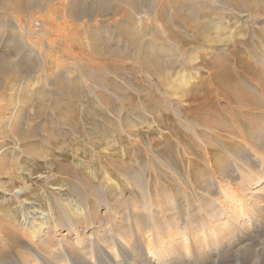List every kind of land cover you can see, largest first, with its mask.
Instances as JSON below:
<instances>
[{
	"label": "rangeland",
	"instance_id": "1",
	"mask_svg": "<svg viewBox=\"0 0 264 264\" xmlns=\"http://www.w3.org/2000/svg\"><path fill=\"white\" fill-rule=\"evenodd\" d=\"M57 1L54 22L42 17L54 31L45 38L37 35V22L19 11L11 14L0 9V223L17 235L12 242L0 232V264H80V257L94 258L91 263L99 264L90 232L99 226L97 237L116 256V239L121 235L130 238L122 207L133 203L134 208L143 207L146 191L153 202L159 193L169 209L167 222L180 235H186V229L177 219L179 210L189 214L203 211L209 218L229 210L232 216L241 206L234 194L244 188L248 193L264 192V136L258 135L264 131V90L259 88L264 84V0H244L249 8L240 11L219 5L217 0L210 6L201 4V13L195 3L185 1L181 16L174 17V11L171 18L158 20L166 30L174 26L186 39L198 38L185 45L170 36L134 34L130 13L115 0L104 8L97 6L99 0H81L76 21L67 17L64 0ZM135 8L145 9L140 2ZM173 8L168 7L169 12ZM163 10L166 14L167 9ZM150 23L153 30L155 23ZM118 25L122 28H116ZM71 26L80 27L78 33H71ZM207 35L216 36L218 49L208 47ZM152 38L162 40L153 43L154 49L148 47L156 42ZM19 40L26 43L25 50L15 55L14 42ZM59 40L71 47L72 55H64L56 44L51 47ZM94 42L99 53L112 54L115 62L125 60L123 67H92L89 60L94 52L89 43ZM146 43L150 44L148 52L153 49L162 56L157 63L161 71L157 84L145 75L148 68L135 65L139 60L136 53L144 51ZM165 45L173 57L165 55ZM232 47L244 52L254 66L259 65L249 68L261 72L259 80L254 76L259 85L248 76L237 77L241 87L261 103L255 106L259 109L248 108L258 115L255 119L247 115L244 125L234 120L239 107L213 84L205 64L201 66L199 59L191 62L197 52L207 53L208 58L220 52L226 55ZM33 63L42 67H33ZM14 64L17 70H10ZM236 70L240 72L239 67ZM183 91L192 96H181ZM203 118L228 123L235 130L209 128ZM253 120L261 126L260 133L252 130ZM250 146L255 149H251L253 157L255 151L260 157L255 158L256 163L245 155ZM235 159L243 166L237 168L239 172L230 164ZM60 164L65 171L59 170ZM121 168H125L123 173ZM257 176H263V181L252 188ZM18 189H22L19 197L15 194ZM175 195L176 205L170 201ZM113 209H119L117 220L121 219L114 237L109 230ZM200 227L195 225L193 230ZM141 228L140 237L145 240L146 228ZM31 230L40 231L39 237L34 238ZM234 249L233 255L215 264H263L264 234L252 244L242 242Z\"/></svg>",
	"mask_w": 264,
	"mask_h": 264
},
{
	"label": "bare ground",
	"instance_id": "2",
	"mask_svg": "<svg viewBox=\"0 0 264 264\" xmlns=\"http://www.w3.org/2000/svg\"><path fill=\"white\" fill-rule=\"evenodd\" d=\"M56 1L57 0H0V9L5 11V12L11 13V14L15 13L16 11H19V12L23 13L24 15H26L28 20L37 22L36 33L39 37L45 38V37H47L46 35H49L50 33H52L50 31V28H49V27H51V25H49L48 23L54 22L55 11L58 10L56 7V4H55ZM108 1L109 0H99V2L97 3L98 4L97 6H99V8H101L103 6V8H104L105 4H107ZM185 1L189 2V0H138V1L135 0L134 2H136V3L140 2L141 5L143 7H145L144 10L143 9L137 10L135 8L136 3L133 4L134 2L131 0H115V2H116L115 4L126 7L125 11H128L130 13L128 19L130 18L129 19V21L131 23L130 28L134 34H137L138 36H140L141 34H145V35H147L148 38H151L155 34L157 36H164L165 39L166 38L169 39L168 36H170L176 40H179L180 43L185 45V43L194 44L198 38L196 39V36H192L190 39H186L182 35V33L176 32V30L173 28L174 26L171 27L172 30L171 29L166 30L164 24L158 23L159 22L158 20H162L164 18L169 19V17L171 18L174 11L176 14V16L173 15L174 17H178L177 15L181 16L182 14H181L180 8H182L183 3H186ZM190 1L195 3V5H197L196 9H197L198 13H201V10H200L201 4L210 6V5H213V3L215 1L217 2V0H201V1L200 0H190ZM218 1L221 3L219 5L231 7V8L236 9L237 11H240L241 8H244V9L249 8V6L244 5V4H246L244 0H218ZM261 1H263V0H261ZM60 2H61V0H60ZM64 2L67 4V11H66L67 17H69L71 19H73L72 17H74L75 18L74 20L76 21V19H77L76 14L79 12V10L81 8V3H82L81 0H64ZM201 2H203V3H201ZM57 3H58V1H57ZM112 3H113V1H112ZM132 4H133V6L130 7V5H132ZM63 6H65V5H63ZM168 7L170 9H171V7H176V8H173V11L171 12V10H170V12H169ZM129 8L131 9L130 11H129ZM163 9H167L166 14H165V10H163ZM223 9H224V7H223ZM251 10L255 11L254 9H251ZM189 11H192V10L190 9ZM210 12L211 11H209L207 13H210ZM242 12H243V10H242ZM122 13H124V11ZM186 13L187 12H185V14ZM112 15H115V14H112ZM42 17L44 19H47L48 23H45V20ZM149 21L150 22L152 21L155 23L153 30H152L153 23L149 24ZM4 26L6 28L9 25H4ZM62 26H64V25H62ZM187 27H189V25ZM116 28H122V27H121V25H118ZM123 28H125V27H123ZM188 29H190V28H188ZM79 30H80V27H72V29H70L71 33H73V34L78 33ZM113 32H114V30H113ZM53 33H54V31H53ZM202 38H203V36H202ZM61 39L65 40L64 38H61ZM152 39H154V38H152ZM94 40L100 41V39L96 36H94ZM142 40H144V39H142ZM154 40L156 42L151 41L152 45L146 43V46H145L146 49H143L144 51H141V53H136L137 58L141 62L139 60L135 61V62H137L135 65H137L138 67H141V68L142 67L146 68V69L148 68L149 71L145 75L151 77V79L154 81L153 83L157 84V82L161 81V71H159V69L157 67L158 66L157 63H159V59L162 56L160 53L153 50L154 49L153 43H157V42L161 43L162 40L158 41V39H156V38ZM19 41L14 42L15 48L17 49V53L15 55L19 54L22 50H25L23 46L26 43L23 40H21L20 42ZM205 41L209 45L208 47L214 48L216 45L215 42H217L219 40L216 38V36L209 37V35H207V39H205ZM220 41L222 42V40H220ZM47 43H49V42H47ZM54 44H56L60 48V52H63L64 55H72L71 54V51H72L71 47L63 46L64 44L62 45L61 40H59L56 43L53 42L51 45L52 48H53ZM147 44L150 45L148 47L153 48V49H151L152 50L151 53H150V51L148 52ZM228 44L229 43L227 42L226 45H228ZM72 46H73V44H72ZM140 46H141V44H140ZM143 46H144V44H143ZM165 46L167 48L169 47L168 45H165ZM202 46L203 45L200 44L199 47H202ZM10 47H12V46H10ZM89 47L91 48V51L94 52V56L90 57V60H89V63H91L90 65L92 67H117V66L123 67L124 62L126 63V61L122 59V60L118 61V62H120V64H118V62H115L116 60L114 61V58L111 57L112 54H109V53L108 54H103V53L101 54V53H99L97 50V47H95V42H94V44L89 43ZM233 47L228 50L229 52L226 55H220L221 52L215 56L211 54L210 57H208L209 59L206 57L207 53L197 52L199 55L198 54H197V56L193 55L191 62L195 61L194 59H199L198 61H199L200 65H201V63L205 64V66H203V65H201V66L205 67V70H208L210 79H212L213 84L217 88L219 87L220 91H222L223 93H226V95L229 96L231 103H233L239 107L237 113L233 112V114L235 113L233 115V117H237L234 120H238L241 125H244L247 122V117H248L247 115L250 114L253 117V119H255V115H258L252 111L253 108L252 109H248V108L254 107V109H259L255 106L261 105V103H259L260 101H258L257 98H254L250 94L251 92L248 93L247 91L244 90L243 87H241V84L238 83L237 77L238 76H241V77L242 76H244V77L248 76L249 78H251L250 80H252L251 83L258 84V81H255L254 76L256 75V77H258V80H259V74L261 72L264 74V66H263V70H261V72H259L258 70H256V72H255L253 69H251L249 67H253V68L255 67L256 68L259 65L254 66L251 63V61L249 60V57L248 58L246 57L244 52L242 53L238 50H235ZM161 48H159V49H161ZM190 48L188 50H189V52H191V54H193L194 49H192V48L190 49ZM215 48H217V47H215ZM29 49H32V48L29 47L28 51H29ZM79 49L82 50V47ZM108 50L112 51L114 49L108 48ZM167 50L168 51L165 52L166 53L165 55H171V49L168 48ZM120 52L121 53H119V54H121L122 56L125 55V53L123 51H120ZM174 52H176V50ZM117 53H118V51H117ZM213 54H214V52H213ZM95 55L103 56L104 59H101L100 57L98 58ZM94 57H96V59H94ZM109 57L112 58V59L110 58V61L107 60V59H109ZM163 57H166V56H163ZM170 57H173V56L171 55ZM181 57H182V55H181ZM129 62H130V60H129ZM56 64H58V63H56ZM62 65H63V63L59 64V66H62ZM125 66H127V65H125ZM15 67H18V65H15V64L10 65L8 68L10 70H12V69L17 70ZM33 67H42V65L38 64V66H37L36 63H33ZM175 67H179V66H175ZM237 67H239V69H240L239 73H238V70H236ZM95 70H97V69H95ZM151 70L153 71V73H151ZM119 72H117V73H119ZM166 73H167V71H166ZM260 78H262V77H260ZM235 79L237 80L236 82H235ZM204 80H205V78H204ZM77 81H78V79H77ZM201 81H203V80H201ZM261 81H262V83H264L263 82L264 78H262ZM263 86H264V84L261 86V83H260L259 88L264 90ZM187 95L192 96V94H190L188 92H184V91L182 92L181 96H187ZM258 111L259 110H257V112ZM203 122H204L203 124H207L209 128H214L216 130H226V131L235 130L233 127L231 129L228 123L226 125H223L222 123H219V121H217L215 119L209 120V119L203 118ZM251 126H252V130L257 131V133L261 132V126L255 120L252 121ZM236 127H237V124H236ZM258 135L264 136V131L262 132V134L260 133ZM262 137L261 138L259 137V138L262 139ZM262 144H264V142ZM251 149H254V148L251 147L250 149H248L246 151L245 155H247V153H248V156L251 159L250 162L256 163L255 158H260V157H258V153H257V155L255 154L256 151L252 152V153H254V156H256V157H253V155L251 154V151H253V150H251ZM240 155L242 157H244L243 153H241ZM235 160L232 161L230 164H232V166H234L236 172H239L237 168H239L242 165L240 164V161H238V160L235 161ZM124 167H125V165H124ZM58 168H59V170H63V171L66 170V168L64 166H62L61 164L58 165ZM124 169L125 168H123L121 170V172L125 171ZM221 171L223 172V170H221ZM262 177L257 176V179L254 182V185H251L252 188L257 187L259 181H263V180H261ZM228 183H230V182L228 181ZM244 189L241 191H238L236 194H234V198L236 196L238 201L241 200V204H240L241 206L239 209L234 210V214L232 216H230L229 210H226V209H224L226 211H223V213L220 215V217H215V218H209L207 216V214L204 213L203 211H199L197 213L189 214L186 211L179 210L177 212V219L181 222L183 227L186 229V231H185L186 235H183V234L180 235V233L178 231H176L175 228L170 227V225L168 224L166 211H169V209L165 207L167 205L163 204V200L160 198V195H158L159 193L157 194V196H158V200H156L157 202H153L154 200L151 201L150 196L146 195V194H148L149 191L147 192L145 190L146 193H143L144 194L143 199L145 200L143 207L140 206V207L134 208L135 206L132 207L134 205V203H133V205L130 204L131 206L128 204L125 208L122 207V210H124V212H123L124 215L127 214L126 216L129 220L128 230L130 231V235H128V236L130 238H128L127 236L121 235L120 239H116L114 246H116V248H117L115 254H117L116 256L118 259L115 258L116 256H114L113 254L110 255L111 253L109 252L107 247H105L103 245L101 239L99 237H97V235L101 234V233L100 234H97V233H99L102 226H99V228L101 227L100 229L94 228L90 231L94 235V242L93 241L92 242L94 245L93 249H95L96 255L99 256L98 263L99 264H215L217 261L222 263L226 258L230 257L231 255H233L235 253L234 248L238 244H240L242 242H247V241L250 242V244H252V242L254 241V239L257 236H261L264 234V192L258 193V192H256L257 190H255V191L250 190V192L248 193L245 191H249V190H244ZM21 191H22V189H18L16 191L15 194L17 197H19V194ZM165 195H166V193L162 194V196H165ZM103 198H104L103 199L104 202L108 203L107 202V196H104ZM229 198H230V201H232L231 196ZM128 199L129 198H127L126 200H128ZM176 200H177V197L175 195L174 197H172V199L170 201L174 205H176ZM137 204H139V203H137ZM141 204L142 203H140V205ZM115 209H116V207H115ZM118 210L119 209L114 210V218H113L114 221H111V222L108 221L111 223V227L109 230H110V235L113 237L116 234L114 228L115 227L118 228L119 223H121V219L117 220V218L120 216V213ZM117 213H118V215H117ZM83 217L85 218L84 215H83ZM108 217H110V216H108ZM90 219H91V217H90ZM107 220H109V219H107ZM110 220H112V218ZM91 221H93V220L91 219ZM88 222H90V221H88ZM112 222L114 224L113 225L114 227L112 226ZM75 225H74V227H75ZM99 225H101V224H99ZM143 225L146 228V232H147V234L144 235L145 240H143V238L140 237V233L142 231L141 226H143ZM195 225H201L202 227H200L201 229L193 230ZM74 230H77V229H74ZM31 231L32 232H30V233L33 235L34 238L39 237L40 231H35V230H31ZM0 232H1V234L6 235L8 238H10V240L12 242H16L17 235L15 236V234L8 232V226L7 225L0 223ZM32 235H31V237H32ZM29 237L30 236H28V239H30ZM180 237H182V239H180ZM34 238H32V239L34 241H36L37 239L35 240ZM76 239H78V238H76ZM130 240L132 242H129ZM76 241H79V240H76ZM46 245H44L46 247L44 249H48V247ZM93 253H94V251H93ZM80 258H82V261L87 260L88 262H86V264H92L91 262L94 259L93 258L90 261L89 258H83V257H80ZM82 261L80 262V264H83ZM263 264H264V259H263Z\"/></svg>",
	"mask_w": 264,
	"mask_h": 264
}]
</instances>
